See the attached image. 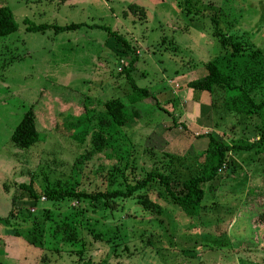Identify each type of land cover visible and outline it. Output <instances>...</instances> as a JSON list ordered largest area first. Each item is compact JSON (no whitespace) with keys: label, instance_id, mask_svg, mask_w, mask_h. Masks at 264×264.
<instances>
[{"label":"rangeland","instance_id":"rangeland-1","mask_svg":"<svg viewBox=\"0 0 264 264\" xmlns=\"http://www.w3.org/2000/svg\"><path fill=\"white\" fill-rule=\"evenodd\" d=\"M197 2L198 14L184 0H0L18 25L0 37V264H264V142L228 153L193 217L168 201L158 180L111 208L42 195L47 186L124 188L125 179L154 168L166 175L169 166L181 180L202 170L207 134L258 141L256 114L229 112L224 90L192 92L188 82L222 56L240 74L246 63L264 65V0ZM71 23L82 24L55 29ZM130 79L151 99L135 104L141 117L123 138L104 123V102L128 103ZM251 94L260 101L264 86ZM29 108L39 139L20 148L10 136ZM99 133L105 142L97 146ZM165 153L184 159L169 163ZM22 183L40 194L35 203ZM145 196L164 211L144 209Z\"/></svg>","mask_w":264,"mask_h":264},{"label":"trees","instance_id":"trees-1","mask_svg":"<svg viewBox=\"0 0 264 264\" xmlns=\"http://www.w3.org/2000/svg\"><path fill=\"white\" fill-rule=\"evenodd\" d=\"M200 2V1H198ZM197 0H184V5L188 12L198 14L204 7L199 4ZM82 23H71L66 26H57V31L73 29L80 26ZM98 27V26H97ZM18 25L15 21L12 10L8 6H0V37L6 36L15 32ZM43 26L33 25L28 29L42 31ZM110 35L115 36V39L126 43L125 39L120 35L113 34L109 31ZM214 35L220 36L219 32H215ZM223 45L226 44L223 38H220ZM240 47L237 43H233L232 52L239 53ZM137 58H133L129 64V68H133ZM240 74L236 67L228 64L227 58L223 56L221 59L209 60L205 63V73L203 76L188 82L189 89L193 91H208L212 92L214 88L219 87L226 92L224 96L223 105L229 112L236 114H256L260 119V133L258 141L255 142H239L236 144H229L222 139L214 136L212 133L207 134L208 144L207 148L200 154L202 160V170L194 175L183 179L172 178L174 174L171 166L168 167V174H163L162 170L154 168L146 173L145 176L131 181L125 179L124 188H113L104 191H97L95 193H89L86 190L70 191L67 189L48 187L42 195L47 199L55 201L64 198H77V199H91L99 204H105L107 207H112V203L121 201L122 199L133 200L135 193L138 191L147 189L149 184L153 180H158L159 184L164 188V194L168 198V201L177 206L185 215L189 217L197 216L200 213L202 207V201L205 195V185L212 182L218 176V171L228 161V153L230 151L239 150H252L258 146L260 142H264V98L260 101H256L252 91L257 90L259 87L264 86V65H257L260 68L252 67L250 64H245ZM228 67H232V71H228ZM128 75V74H127ZM129 77V75H128ZM240 77V79H239ZM130 78V77H129ZM133 91L128 96L129 102L127 103L122 98H112L104 102V108L107 118L104 123L109 128L115 129L122 134L125 138L124 128H128L135 123L137 119L141 117V112L135 107L136 103L141 102L144 98H150V92L148 89L139 87L135 82L130 79ZM107 131H105V134ZM13 144L20 148H29L35 144L39 139V133L35 124V115L32 108L25 111L19 124L13 129L10 136ZM78 139L83 141L85 137L79 136ZM105 142V137L99 133L95 138V144L100 146ZM264 152V145L260 150V153ZM165 156L169 157V163L175 160L184 159V156H176L173 154L165 153ZM127 159V158H126ZM127 165V162L125 163ZM114 184V182H113ZM20 188L28 191L29 199L35 203L39 198L38 194L29 184L22 183ZM264 198V197H263ZM138 203L142 205L144 209L148 211L161 214L163 211L155 200L145 196L138 200ZM260 221L264 223V205L263 211L259 216ZM7 222L6 219L4 221ZM37 245V241L33 239L31 241Z\"/></svg>","mask_w":264,"mask_h":264},{"label":"crops","instance_id":"crops-1","mask_svg":"<svg viewBox=\"0 0 264 264\" xmlns=\"http://www.w3.org/2000/svg\"><path fill=\"white\" fill-rule=\"evenodd\" d=\"M204 207V206H203ZM239 219H241L240 217H239ZM245 220V218H243V221ZM235 221V219H233V222ZM233 222H232V224H233ZM253 231V230H252ZM256 240V242H257V240L258 239H255Z\"/></svg>","mask_w":264,"mask_h":264}]
</instances>
